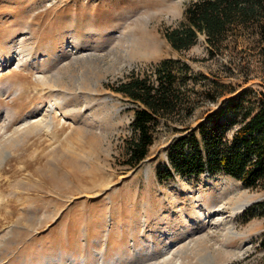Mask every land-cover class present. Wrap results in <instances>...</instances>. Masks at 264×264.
Here are the masks:
<instances>
[{"label":"rangeland","instance_id":"374dc122","mask_svg":"<svg viewBox=\"0 0 264 264\" xmlns=\"http://www.w3.org/2000/svg\"><path fill=\"white\" fill-rule=\"evenodd\" d=\"M189 1L0 0V264H264V191L223 172L156 178L176 137L220 107L234 118L231 98L247 90V104L264 90L256 50L232 63L228 51L209 58L203 35L187 50L170 46L163 30ZM168 57L192 67L197 107L162 124L130 167L125 140L139 103L110 85L154 79ZM239 62L246 76H224ZM42 116L50 129L34 128ZM204 205L220 213L197 221Z\"/></svg>","mask_w":264,"mask_h":264},{"label":"trees","instance_id":"16d2710c","mask_svg":"<svg viewBox=\"0 0 264 264\" xmlns=\"http://www.w3.org/2000/svg\"><path fill=\"white\" fill-rule=\"evenodd\" d=\"M163 35L178 51L189 49L203 35L209 58L228 51L234 60V56H243L248 48L256 50L264 59V0H191L179 23L165 28ZM239 43L246 47L238 51ZM239 64L226 66L224 76L239 73L246 76L247 72ZM191 70L188 62L168 57L154 65V79L132 74L130 79L110 85L113 91L139 103L131 121L133 133L125 140L124 164L136 166L146 157L162 124L168 125L175 114L186 117L197 107L198 103L186 89ZM246 91L229 101L234 118L223 120L225 110L220 107L188 131L189 127L174 128L186 132L172 141L166 169L155 171L158 181L174 173L185 176L205 171L223 172L242 181L246 187L264 191V90H259V97L248 98L244 104L239 98ZM203 95L208 101L216 100L210 90ZM234 123H237L234 133L226 138L225 129ZM257 205L264 209V200ZM259 246L264 247V235Z\"/></svg>","mask_w":264,"mask_h":264},{"label":"bare ground","instance_id":"6f19581e","mask_svg":"<svg viewBox=\"0 0 264 264\" xmlns=\"http://www.w3.org/2000/svg\"><path fill=\"white\" fill-rule=\"evenodd\" d=\"M18 53V55H19V57H18V61H22L23 60V56L19 53V52H17ZM42 64V63H41ZM41 66V65H40ZM51 109H53V108H51ZM51 109H47V112H49V110H51ZM27 123H30V120H25L24 122H22V124L21 125H25V124H27ZM20 125V126H21ZM33 126H34V128H37V127H39V126H43V127H45V129H50V127H51V121L47 118V117H45V116H42L41 117V119L38 121V122H36V123H33ZM21 128V127H20ZM20 128H18V127H16L14 130L15 131H18ZM213 194V193H212ZM212 194H210V195H212ZM214 197V196H213ZM209 199H210V197H209ZM205 206V212H202L201 213V215H197L196 216V220L198 221H201L202 220V217L203 218H205V221L206 220H209L210 218H211V216L212 215H214L215 213L217 214V213H220V210L219 209H214L213 207L212 208H208V207H206V205H204ZM220 206V205H219ZM182 212H183V210H181ZM222 212V211H221ZM235 213V211L234 212H232V215ZM164 216L162 217V220H164ZM214 219V218H213ZM211 221H212V218H211ZM216 222V221H215ZM169 233V232H168ZM170 250H172V248L171 247H168V245H166L165 244V246H164V251L165 252H167V253H169V251Z\"/></svg>","mask_w":264,"mask_h":264}]
</instances>
